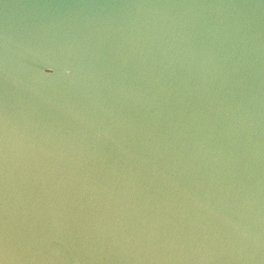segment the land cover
Segmentation results:
<instances>
[{"label":"water","instance_id":"95a60500","mask_svg":"<svg viewBox=\"0 0 264 264\" xmlns=\"http://www.w3.org/2000/svg\"><path fill=\"white\" fill-rule=\"evenodd\" d=\"M0 264H264V0H0Z\"/></svg>","mask_w":264,"mask_h":264}]
</instances>
